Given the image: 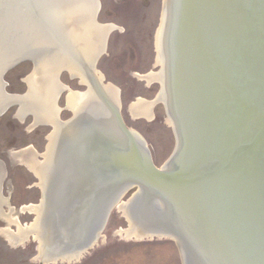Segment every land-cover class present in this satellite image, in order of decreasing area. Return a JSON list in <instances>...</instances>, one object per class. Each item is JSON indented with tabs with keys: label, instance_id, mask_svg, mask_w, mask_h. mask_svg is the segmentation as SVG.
<instances>
[{
	"label": "water",
	"instance_id": "water-1",
	"mask_svg": "<svg viewBox=\"0 0 264 264\" xmlns=\"http://www.w3.org/2000/svg\"><path fill=\"white\" fill-rule=\"evenodd\" d=\"M60 2L0 0V99L8 93L5 72L30 61L29 76L32 54L45 48L29 47L47 36L66 44L61 33L69 24ZM82 2L92 4L90 18L102 24L97 20L100 0ZM163 10V107L174 121V149L155 165L146 141L139 142L125 123L119 96L118 102L105 96L104 77L98 80L94 72L114 27L104 35L89 79L118 137L108 136L110 127L87 112L76 120L79 141L64 143L60 155L62 165L72 147L71 176L64 172L52 185L57 191L49 213L52 238L69 252L81 250L79 258L95 245L112 209L134 189L133 220L156 231H140L141 238L172 239L182 264H264V0H163ZM16 46L28 51L1 48ZM84 85L83 91H72L86 93ZM16 104H0V115ZM70 111L66 120L57 114V121H74ZM203 144L208 164L202 179L197 177L203 182L192 176L196 182L189 183L190 175L184 174L191 172ZM43 197L40 187L37 205ZM48 247L53 250L55 244Z\"/></svg>",
	"mask_w": 264,
	"mask_h": 264
},
{
	"label": "rangeland",
	"instance_id": "rangeland-1",
	"mask_svg": "<svg viewBox=\"0 0 264 264\" xmlns=\"http://www.w3.org/2000/svg\"><path fill=\"white\" fill-rule=\"evenodd\" d=\"M162 1L100 0L97 16L100 23H111L115 28L108 35L106 49L97 61L96 71L104 77V84L111 83L118 90L125 123L146 141L157 166L168 159L175 146V136L167 122L164 102L159 99L152 105L150 117L134 115L130 106L138 99L153 100L159 91L157 81L148 82L142 76L159 69L156 64L155 35ZM31 70L30 61H22L7 70L3 77L6 91L11 94L24 93L27 89L25 78ZM58 82L71 90L85 89L78 77L65 70L60 72ZM67 93V90L60 95L58 93L59 98L55 102L61 120L71 116L66 106ZM18 108L13 105L0 115V170L1 173L4 171L0 181V197L6 202L1 204L0 230L7 228L14 232H17V226L25 227L34 221L35 214L21 208L38 203L40 187L33 171L12 154L25 150L27 155L32 151L38 160H42L48 135L52 131L46 123L34 124L30 113L19 118L16 115ZM133 192L134 189L124 195L120 203L131 198ZM5 216L11 221H7ZM127 227L122 210L115 206L94 246L78 259L51 263L40 262L37 258L38 242L31 235L15 242L0 232V264H182L180 252L172 239L126 237L123 232L118 233Z\"/></svg>",
	"mask_w": 264,
	"mask_h": 264
},
{
	"label": "bare ground",
	"instance_id": "bare-ground-1",
	"mask_svg": "<svg viewBox=\"0 0 264 264\" xmlns=\"http://www.w3.org/2000/svg\"><path fill=\"white\" fill-rule=\"evenodd\" d=\"M60 5L61 15L69 24V27L67 29L65 26H63L66 31H63L61 33V41H66V44L59 45L57 41H55L54 37L47 36L45 37V39H41V41L38 42L39 44L31 46L29 48L27 47L28 50H32L35 48V46L39 45H43L45 48L40 52H35L32 54V57L35 60V66L33 72L26 78L27 89L25 91V94L7 93L4 94L0 99V104L2 105L8 104V102L11 100H15L17 102L16 105L19 107L16 113L19 118H24L28 113H30L33 118L34 124L46 123L49 124L52 129L51 133L48 135V143L46 146V151L42 154V160H38V158L36 157V153L32 151L27 155L25 150L16 153L14 152L12 154L14 158L26 163L27 166L33 171L38 179V186L42 188L44 193V197L40 204H29L21 208L23 211L26 210L29 212H33L35 214V219H33L34 221L31 222V224L26 225L25 227L20 225L17 226V232L10 231L7 228L0 230V232L4 234L8 239L15 242L23 241L27 238L28 235H31L38 242V259H41L47 263L51 261L56 262L57 259L58 261H71L72 259L75 260L81 253V250H71V252H69L68 248L63 249L60 246V242L58 244L57 240L52 238L54 236V218L50 217L49 213L52 211V208L56 207L53 197L57 194V191L54 190L52 185L54 182H57V178H59V180L63 179L62 177L64 175V172L65 174H67V176H71L70 172L73 168V164L71 163V156L74 152H71L73 150L72 147H69V151L66 150V156L61 165L60 155L62 145L68 142L73 143L72 139H75L76 142L77 140L79 141V139H77L78 134L76 135V120L80 115H83L84 112H87V114L91 115V117H95L94 119H98L96 121L99 125H102L103 127H110V121L106 120V111H104V108L101 106L102 104L100 103V98L92 89V82L89 79V73L94 72L92 61L95 54L98 53V51L101 49L104 35L115 26L111 23H102L96 26V24H94L90 18L92 4H90L89 2L83 3L82 0H63L62 2L61 0ZM163 18L164 10L162 11L160 18L161 21L159 22L155 35L156 64H158L160 68L157 72H149L146 75L142 76V78H144L148 82L153 80L158 81L159 85H161V89L156 95V98H154L153 100L145 101L138 99L131 104L130 110L136 116L141 115L150 117L152 105L156 101H158L159 99L164 103H166L167 101L164 92L165 59L164 55L162 54ZM1 48L3 52L13 51L20 53L21 51H24L23 53H25L26 51H28L25 50V46H16L15 48L12 47V49L9 48L10 50H6V47L5 50L4 47ZM62 69L68 70L71 75L78 76L81 82L88 85V91L83 94L73 92L66 85L58 82V77ZM96 72L97 71H95L94 73L96 74L98 80L101 79L102 76ZM56 78L59 85L56 82ZM102 87L107 98L118 102V90L113 85H111V83L102 84ZM65 88L69 89L66 96V106L70 110H72L73 116L75 117H73V119H75L74 121L72 120L71 123L66 124L57 121L59 108L55 103L59 95L62 91L65 90ZM58 93L59 95L57 96ZM167 122L173 129H175L174 121L168 115ZM108 129L109 131H113L108 132V136L118 137L115 130L112 129V124ZM134 133L138 137L139 142H143V138L136 132ZM204 144L203 147L201 146L200 148L199 155L197 154V158L194 159L191 164L192 170L190 169L191 167L188 168L191 170V172L184 174L190 175L189 179L187 178L189 183L196 182L192 180V176H195L196 180L197 177L200 180L203 177V169H205L208 164V160L205 157L207 151L203 155ZM77 147L79 146L77 145ZM1 171L2 169L0 170V181L3 176L2 173L4 172L3 171L1 173ZM55 171H57L56 175H54ZM202 182L198 183L200 184ZM192 187L196 188L195 186ZM61 188L63 189V186H61ZM136 195H138V192L133 194L127 201H123L121 203L118 202V205H116L121 210H123L124 213H126L129 221L133 223L132 225L129 223V226L126 229L119 230L118 233L123 232L126 237L134 236L141 238L142 235L140 231H156H151L146 228L143 223L140 222L137 224L136 221L133 220L131 216L132 212L130 209V204L132 199ZM3 201L5 202V200L0 197V214L1 204L3 203ZM5 218L9 222L11 221L8 220L7 216H5ZM90 219L92 220V217H90ZM77 233H80V231H77ZM79 240H81L80 242H82V239H76L75 242H79ZM48 244L50 246L52 244H55V248L52 250V248L48 247Z\"/></svg>",
	"mask_w": 264,
	"mask_h": 264
},
{
	"label": "flooded vegetation",
	"instance_id": "flooded-vegetation-1",
	"mask_svg": "<svg viewBox=\"0 0 264 264\" xmlns=\"http://www.w3.org/2000/svg\"><path fill=\"white\" fill-rule=\"evenodd\" d=\"M68 108V107H67ZM69 109V108H68ZM49 125V124H48ZM50 126V125H49Z\"/></svg>",
	"mask_w": 264,
	"mask_h": 264
}]
</instances>
